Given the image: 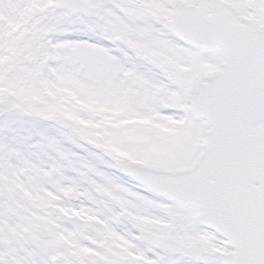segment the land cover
<instances>
[{
    "label": "snow or ice",
    "instance_id": "6c2138e0",
    "mask_svg": "<svg viewBox=\"0 0 264 264\" xmlns=\"http://www.w3.org/2000/svg\"><path fill=\"white\" fill-rule=\"evenodd\" d=\"M0 264H264V0H0Z\"/></svg>",
    "mask_w": 264,
    "mask_h": 264
}]
</instances>
